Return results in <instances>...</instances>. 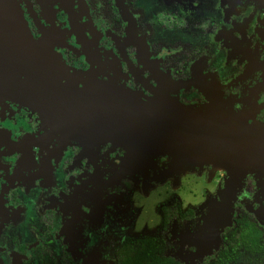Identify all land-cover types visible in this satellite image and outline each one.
<instances>
[{"label":"flooded vegetation","instance_id":"flooded-vegetation-1","mask_svg":"<svg viewBox=\"0 0 264 264\" xmlns=\"http://www.w3.org/2000/svg\"><path fill=\"white\" fill-rule=\"evenodd\" d=\"M12 3L31 39L44 52L52 48L65 68L183 105L220 99L264 122V7L253 0ZM11 29L0 11V264H77L81 251L118 264L145 240L159 258L187 264L167 237L195 213L176 196L165 198L166 178L161 190L151 188L162 182V161L146 175L148 155L129 158L78 119L77 128L60 123L61 107L43 88L49 65L6 62L2 38ZM12 66L19 69L7 72ZM80 109L71 104L66 113ZM236 220L256 229L254 253L264 264V226L247 212Z\"/></svg>","mask_w":264,"mask_h":264},{"label":"water","instance_id":"water-1","mask_svg":"<svg viewBox=\"0 0 264 264\" xmlns=\"http://www.w3.org/2000/svg\"><path fill=\"white\" fill-rule=\"evenodd\" d=\"M253 1L264 7V0ZM0 11L13 31L2 38L6 62L14 65L26 60L40 65V70L42 64L49 65L43 88L46 97L61 107L60 123L77 128L78 119L86 128L96 127L103 140L123 148L129 158L165 154L181 161L222 166L228 172L225 200L245 167L258 166L264 171V122L221 112L215 109L218 99H210L197 109L160 95L147 97L122 85L100 84L88 73L65 68L39 48L18 21L12 0H0ZM7 69L15 73L19 68ZM71 104L81 107L79 115H67ZM225 207L224 201L221 213Z\"/></svg>","mask_w":264,"mask_h":264},{"label":"rangeland","instance_id":"rangeland-1","mask_svg":"<svg viewBox=\"0 0 264 264\" xmlns=\"http://www.w3.org/2000/svg\"><path fill=\"white\" fill-rule=\"evenodd\" d=\"M122 40L124 39L122 38ZM40 41L37 42L40 43ZM49 49L50 51L48 50V52L59 63H62L59 56L51 50L52 48ZM188 82L192 83L191 80H188ZM99 83L107 85L110 82L103 81ZM185 87H182V89L186 90L189 86L185 85ZM154 95L158 94L155 93ZM166 99L175 101L171 98ZM210 99L212 98L207 97L206 103ZM206 103H189L185 106L201 109ZM215 109L225 113L238 114L253 120L247 113H243L244 111L230 110L229 104L224 103L220 99L216 102ZM53 156L57 157L55 153ZM148 159L151 160L149 161L150 164L145 168H141L143 171L148 169L146 175L148 172L153 173L154 169L159 170L156 161L159 162V159L162 161L160 165L164 174L160 173L158 177L160 179L156 181L161 182L166 178V182H164L167 186L164 190L167 193L165 198H168L167 195L176 196L178 198L176 200L180 202L182 207H190L195 213L194 218L190 222L186 225L175 226L167 237L169 243L177 246L174 250L175 254L173 252L172 254L185 263L198 264V260L203 254L216 250L223 244L230 243L236 234V226L233 222L236 214L241 212L251 213L256 222L260 226H264V171L260 167H245L241 176L235 179L233 189L225 200L224 183L228 177V172L222 166L209 162L181 161L165 154H157ZM137 169H139V166ZM143 180L145 181L146 178H143ZM152 180L155 179L149 180L150 185ZM163 181L159 186L156 183L152 184L151 188L161 190V185H164ZM141 187H143L141 193L145 196L146 193L150 194L149 188H145L148 187L146 183ZM224 201L226 207L221 213ZM153 204H151V209L155 207V205L152 207ZM190 230L194 232V235H185ZM211 230L213 232L209 234ZM181 231L185 233L179 234ZM75 259L77 264H100L99 262H94L95 259L84 251L76 255ZM221 264H263V262L258 254L239 249L232 260L223 261Z\"/></svg>","mask_w":264,"mask_h":264},{"label":"trees","instance_id":"trees-1","mask_svg":"<svg viewBox=\"0 0 264 264\" xmlns=\"http://www.w3.org/2000/svg\"><path fill=\"white\" fill-rule=\"evenodd\" d=\"M236 226L238 231L235 238L213 254L205 257L202 264H221L223 261H230L236 256L239 249L250 252L259 249L258 233L252 223L248 221L243 223L236 220ZM145 241L144 245L140 244L135 247L130 256L123 253V256L118 260V264H177L168 258H159L154 251V243L151 240Z\"/></svg>","mask_w":264,"mask_h":264}]
</instances>
